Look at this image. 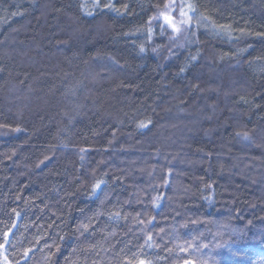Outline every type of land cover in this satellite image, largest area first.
<instances>
[{
	"label": "trees",
	"instance_id": "16d2710c",
	"mask_svg": "<svg viewBox=\"0 0 264 264\" xmlns=\"http://www.w3.org/2000/svg\"><path fill=\"white\" fill-rule=\"evenodd\" d=\"M191 1L0 0L8 264H264V0Z\"/></svg>",
	"mask_w": 264,
	"mask_h": 264
},
{
	"label": "snow or ice",
	"instance_id": "6c2138e0",
	"mask_svg": "<svg viewBox=\"0 0 264 264\" xmlns=\"http://www.w3.org/2000/svg\"><path fill=\"white\" fill-rule=\"evenodd\" d=\"M100 6L101 4L98 0L97 4H95L94 7H100ZM104 6L108 7L110 10L117 11L118 13L120 11L119 9L114 8V6L110 2ZM126 7L127 6L125 5V8ZM156 7L158 9L156 15H154L153 17L149 19V29H148L149 36L152 35L151 25H152V21L154 20L163 21V23L159 25L161 35H163L165 32V25L169 29H171L172 33H180L182 31L181 26H184V28L186 29L187 26H189L192 23L193 17L190 14L196 11V6L193 3H191V0H182V2L180 3H177V0H167V2L162 5V9L160 5H156ZM176 10H178L179 12V19L173 16V12ZM170 39H175V37H170ZM140 51L141 52L145 51L143 46H141ZM192 59L195 60L196 57L193 56ZM181 71H183V69H181ZM139 126L146 127V124L144 122H141ZM16 131H19V129H16ZM82 151L84 150L82 149ZM47 158L48 157H45V159ZM101 183L102 181H97L95 183L92 189V195H95V191L97 188L100 187ZM82 229L87 230V226H82ZM10 242L11 241L7 238V236H5L3 241L0 242V249H4L5 245H7ZM23 256L28 257L29 251L26 250L23 253ZM4 264H8L7 257H4ZM141 264H143V261H141Z\"/></svg>",
	"mask_w": 264,
	"mask_h": 264
},
{
	"label": "rangeland",
	"instance_id": "374dc122",
	"mask_svg": "<svg viewBox=\"0 0 264 264\" xmlns=\"http://www.w3.org/2000/svg\"><path fill=\"white\" fill-rule=\"evenodd\" d=\"M191 3H192V1H191ZM190 15L193 17V19H192V23H191V24L197 22L198 17H197V15H196V12H193V13H191ZM177 19H179V18H177ZM162 23H163V21H161V24H162ZM191 24H190V25H191ZM165 27L167 28L166 25H165ZM181 27H182V26H181ZM3 250H5V248H4ZM0 255H1L3 261H4V257H6V255H4V251H0ZM143 264H148V263H143Z\"/></svg>",
	"mask_w": 264,
	"mask_h": 264
}]
</instances>
